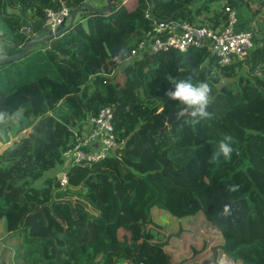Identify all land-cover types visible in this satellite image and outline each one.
<instances>
[{
    "label": "trees",
    "instance_id": "obj_1",
    "mask_svg": "<svg viewBox=\"0 0 264 264\" xmlns=\"http://www.w3.org/2000/svg\"><path fill=\"white\" fill-rule=\"evenodd\" d=\"M215 1L112 0L107 14L79 13L87 30L75 22L79 32L0 65V125L18 119L2 134L30 130L0 154V264H174L149 227L154 207L180 219L203 213L224 255L264 264V35L229 66L206 49L130 57L158 19L227 25L224 10L210 16ZM83 3L0 0V41L21 52L48 10ZM179 79L209 85L207 117L175 116L166 92ZM105 107L124 144L98 163L65 166L64 152ZM225 138L232 152L217 157Z\"/></svg>",
    "mask_w": 264,
    "mask_h": 264
},
{
    "label": "built area",
    "instance_id": "obj_2",
    "mask_svg": "<svg viewBox=\"0 0 264 264\" xmlns=\"http://www.w3.org/2000/svg\"><path fill=\"white\" fill-rule=\"evenodd\" d=\"M264 6V0H259ZM228 24L218 27L200 25L181 18L158 19L154 22L155 35H149V44L144 41L133 49L130 57L139 54H154L170 49L186 53L190 49H206L213 55L219 65L229 66L244 61L253 48L255 39L264 35V16L259 24L247 25L240 29L234 8L225 5ZM70 9L62 7L59 11L48 10L45 28L55 32L61 23L70 17ZM264 14V12H263ZM149 14L146 17L149 18ZM78 143L64 152L65 166H86L98 163L108 157L110 152L124 144L114 126L112 107L102 108L97 115L88 117L83 134ZM62 184H67V178Z\"/></svg>",
    "mask_w": 264,
    "mask_h": 264
},
{
    "label": "rangeland",
    "instance_id": "obj_3",
    "mask_svg": "<svg viewBox=\"0 0 264 264\" xmlns=\"http://www.w3.org/2000/svg\"><path fill=\"white\" fill-rule=\"evenodd\" d=\"M137 0H120V2L128 5H134ZM249 6L250 2L244 0ZM89 3L94 7L103 10L107 6V0H89ZM228 3V0L219 2L221 9ZM219 7V8H220ZM218 8H210V14ZM255 11V10H254ZM209 14L208 12H204ZM88 15L86 14V17ZM89 17V16H88ZM76 22L81 25L84 30L89 27V22L83 20L81 15H78ZM73 29L79 32V27L74 25ZM112 44H106V51H112L110 47ZM102 49V47H100ZM20 50V49H19ZM19 53L18 50L13 49L7 43L0 41V54L13 55ZM115 72V71H114ZM224 83L227 81L224 80ZM141 96H144L142 91H139ZM18 119H4L2 125H0V149L5 147L12 140L18 138L16 130L11 129V133L5 138L4 128L13 125ZM29 129H25L24 132H29ZM9 141V142H8ZM62 180L64 177L62 176ZM152 221L149 227L154 229L159 241L164 244L165 251L170 255L174 264H241L236 262L226 255H224L220 246L222 244V238L220 232L209 224L204 217L203 213H198L194 217L176 218L170 215L168 212L154 207L151 210ZM124 230L119 232L120 237H123Z\"/></svg>",
    "mask_w": 264,
    "mask_h": 264
},
{
    "label": "clouds",
    "instance_id": "obj_4",
    "mask_svg": "<svg viewBox=\"0 0 264 264\" xmlns=\"http://www.w3.org/2000/svg\"><path fill=\"white\" fill-rule=\"evenodd\" d=\"M172 84L171 90L166 95L177 102L175 116H191L196 119L205 118L209 115L207 106L210 103V88L206 82H193L191 79H179ZM232 152V146L227 138L221 140L214 150L219 157L228 158Z\"/></svg>",
    "mask_w": 264,
    "mask_h": 264
},
{
    "label": "water",
    "instance_id": "obj_5",
    "mask_svg": "<svg viewBox=\"0 0 264 264\" xmlns=\"http://www.w3.org/2000/svg\"><path fill=\"white\" fill-rule=\"evenodd\" d=\"M111 2L112 0H107V6L105 9L100 10L96 7H94L93 5H91L90 3H83L81 4L79 7H77L74 10L70 11V17L68 22H66V20H64L61 25L57 28V30L55 32H52L51 30L44 28L42 31L34 34V35H30L24 45L22 46V51L17 53V54H13V55H2L0 54V65L7 63V62H12V61H16V60H20L22 58H24L25 56L28 55V53L40 46L45 44L47 41L53 39V38H57L59 37L63 30H67L70 28H73L75 22H76V18L79 15V13L83 10V9H88L91 11H97L100 12L102 14H107L110 9H111ZM28 132H24V133H20L18 135V138H20L21 136H26ZM18 138H16L15 140H17ZM14 140H12L10 143H8L5 147H3L2 149H0V154H2L6 149H8L11 144L13 143ZM60 178L62 177V175L59 176Z\"/></svg>",
    "mask_w": 264,
    "mask_h": 264
},
{
    "label": "crops",
    "instance_id": "obj_6",
    "mask_svg": "<svg viewBox=\"0 0 264 264\" xmlns=\"http://www.w3.org/2000/svg\"><path fill=\"white\" fill-rule=\"evenodd\" d=\"M219 2L223 3V0H216L213 4L210 5V8H212V9L218 8V10H216L210 14L211 17H212V15L214 16L215 13H218V12L223 10V9H221ZM248 2H250L249 6L243 0V2L240 3L239 6H236V8H234L236 13H237L238 22L240 23V25L243 24L246 26L247 25H253V24H259V22L262 20V17L264 16V14H263L264 6L260 5L259 0H248L247 3ZM226 5H228V4H226ZM210 8H209V11H210Z\"/></svg>",
    "mask_w": 264,
    "mask_h": 264
}]
</instances>
